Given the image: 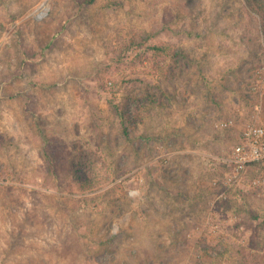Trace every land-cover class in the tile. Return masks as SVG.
I'll use <instances>...</instances> for the list:
<instances>
[{
    "label": "rangeland",
    "instance_id": "374dc122",
    "mask_svg": "<svg viewBox=\"0 0 264 264\" xmlns=\"http://www.w3.org/2000/svg\"><path fill=\"white\" fill-rule=\"evenodd\" d=\"M257 1L0 0V264L264 261Z\"/></svg>",
    "mask_w": 264,
    "mask_h": 264
},
{
    "label": "built area",
    "instance_id": "2783aa9c",
    "mask_svg": "<svg viewBox=\"0 0 264 264\" xmlns=\"http://www.w3.org/2000/svg\"><path fill=\"white\" fill-rule=\"evenodd\" d=\"M46 15L47 12L44 8L39 11L37 18L41 19ZM231 124L232 122L228 121L220 124V126L227 128ZM165 157L161 156L164 162H167L169 158ZM225 162L230 166V170L224 174L222 179L223 187L226 190L240 182L248 167L254 164L264 165V126L247 124L241 132L240 141L234 145L228 160H225ZM217 184V181H215L214 185L216 186ZM250 186L264 188V171L251 182ZM131 195L136 197L139 195V191L134 190ZM223 195H220V197Z\"/></svg>",
    "mask_w": 264,
    "mask_h": 264
},
{
    "label": "trees",
    "instance_id": "16d2710c",
    "mask_svg": "<svg viewBox=\"0 0 264 264\" xmlns=\"http://www.w3.org/2000/svg\"><path fill=\"white\" fill-rule=\"evenodd\" d=\"M255 11L258 12L260 15H262V18L264 20V2L262 0H258L257 4L255 5ZM155 50V52L162 54L166 51V48L163 46H153V48ZM253 166H257V165H253ZM79 186L82 190L86 191V190H92L95 189L94 184L92 183L91 180L89 179H85L83 176L79 175V178L77 179ZM240 254L243 256V262L242 264H264L263 260H259L256 259L254 261H252L251 263H249L248 261V257L243 255V252H240Z\"/></svg>",
    "mask_w": 264,
    "mask_h": 264
}]
</instances>
